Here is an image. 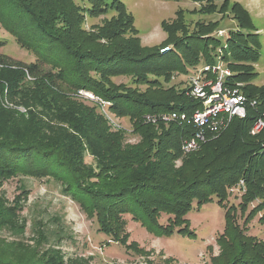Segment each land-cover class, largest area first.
Wrapping results in <instances>:
<instances>
[{
	"label": "trees",
	"instance_id": "obj_1",
	"mask_svg": "<svg viewBox=\"0 0 264 264\" xmlns=\"http://www.w3.org/2000/svg\"><path fill=\"white\" fill-rule=\"evenodd\" d=\"M107 1L88 0L90 16L103 15ZM111 1L125 17L128 31L122 24L120 26L119 18L93 25L90 31H86L81 27L84 16L73 0H6L9 13L12 9L14 13L11 11L12 18L8 23L1 17L0 21L17 40H23L22 34L33 40L35 55L48 66L58 69L59 82L70 90L92 93L110 104L109 110L113 115L128 118L132 134L138 137L137 142L126 144L119 132H108L109 127L100 115L94 125L88 122L86 127L80 120L73 121L67 115L61 122L68 130L61 127L57 130L71 138L69 133L75 134V138L59 139L58 143L55 138L33 137L31 118L26 121L25 132L16 130L17 124L22 122L20 119L13 122L0 119V188L4 181L18 176L38 180L52 178L60 184L63 194L73 197L77 192L78 196L80 187L84 188L83 184L79 185V178L84 171L93 170L89 167L91 165L82 164V157L88 153L93 157L97 179L103 175L102 180L107 178L119 187L116 190L113 187L116 192L107 189L103 193L84 195V198L96 196L111 210L131 214L149 233L167 236L166 231L158 230L162 227L158 222L162 214L174 220L181 219L187 225L186 216L193 208L192 203L195 201L201 205L215 196L225 211L224 231L217 243L222 252L235 250L226 264H264V241L251 240L244 234L235 216L220 203L227 190L242 181V202L246 204L259 200L264 208V129L254 135L250 133L257 118H264V86L252 83L256 73L251 68V62L258 59L257 54L253 55L251 50L236 41L228 43L234 59L233 63H227L232 73L231 82L243 84L241 91L248 98L258 101L257 108H247L244 119L234 118L220 139L217 136L209 138L197 150L182 154L181 142L192 134V127L159 120L154 124L146 123L143 117L147 114L193 111L195 105L186 95V90L166 89L156 77L167 78L173 72L181 73L185 65L198 61L200 55L206 62L204 37L192 38L188 35V38L171 41L175 25L163 21L160 26L166 34L165 40L160 45L143 48L131 14L120 0ZM56 21L60 25H56ZM168 47L167 51L160 52ZM16 66L17 73L23 69L35 77V65L25 67L17 63ZM90 73L98 75L100 80L93 79ZM117 76H131L135 84L145 85L147 90L127 93L114 91L109 85L106 87L109 79ZM35 83L42 90L41 106L50 101L52 107L66 108L60 104L61 94L50 91L46 95L43 88L47 87V83L43 79H37ZM48 84L55 91L54 81ZM15 88L21 91L20 95L10 89L8 97L21 98V101L32 105L40 100L30 96L33 89L25 92L17 85ZM36 94L38 91L34 92ZM1 113L5 112L0 110ZM57 114L59 117L66 116L61 111ZM6 115L11 117L13 113ZM35 129L42 134L41 125ZM74 150L77 152L72 154ZM70 154L79 156L81 173L75 174L76 171L70 170L69 165L73 163ZM179 157H183L182 163L175 168L173 163ZM14 200L9 204L0 198V231L6 230L12 235L19 227L17 213L20 210ZM259 222L264 225V212ZM59 250V247H35L33 250L30 247H5L0 240V264H62Z\"/></svg>",
	"mask_w": 264,
	"mask_h": 264
},
{
	"label": "rangeland",
	"instance_id": "obj_2",
	"mask_svg": "<svg viewBox=\"0 0 264 264\" xmlns=\"http://www.w3.org/2000/svg\"><path fill=\"white\" fill-rule=\"evenodd\" d=\"M120 1L133 17L141 47L150 48L161 44L165 34L160 28V23L164 21L175 25L171 41L201 35L204 37V44H207L205 48L207 64L226 68L227 63H233L234 60L229 52L228 43L236 41L251 50L253 55L257 54L258 59L251 62V68L256 73L252 83L264 86V0ZM73 2L84 16L81 27L86 31H90L93 25L118 18L120 26L122 24L124 30L128 31L129 25L124 24L125 17L120 15V9L111 0L107 1L106 12L97 17L90 16L88 0ZM7 6L6 0H0V17L6 23L12 18L11 11L14 13L13 9L9 13L10 8ZM55 24L60 25L59 21ZM22 36L23 40H17L0 21V110L5 112L0 114L1 121L13 122L14 119H20L22 122L17 124L16 130L25 132L26 121L31 118L34 127L31 128L33 137L42 135L48 139L55 138V142L58 143L59 139L75 138V134L69 133L71 138L65 135V132L57 130L59 127L68 130L61 122L66 117L70 116L73 121L80 120L82 126L86 127L88 122L94 125L100 115L109 127L108 132H119L126 144L132 145L137 142L138 137L132 134L128 118L113 115L109 110L110 104L94 97L92 93L81 90L92 95L84 96L78 93L79 90H70L59 82L58 69L40 61L35 55L33 40L25 34ZM203 59L200 55L198 61L185 65L181 73L173 72L167 78L158 76L156 79L166 89L185 90L195 70L206 64ZM17 63L25 67L35 65L37 68L35 77H31L23 69L17 73ZM89 75L100 80L94 73ZM37 79H43V82L47 83L48 88H43L46 95L50 91L56 92L57 95L61 94L59 96L64 99L62 98L60 104L65 106V109H59L60 106L52 107L50 101L41 106L42 90H39L35 83ZM49 81H54L55 91L49 87ZM16 85L25 92L33 89L30 96L40 100L32 105L21 101V98L8 97L10 89L20 95L21 91L15 88ZM108 85L114 91L127 93L133 91L143 93L147 90V86L135 84L131 76L112 77L106 87ZM36 91L38 94L34 95ZM53 109L57 111L54 112ZM60 111L66 116L59 117L57 112ZM6 112L13 113V116L9 117ZM39 125L42 134L35 129ZM226 131L227 129L221 131L217 137L220 139ZM75 151H72V154ZM71 157L73 163L69 165L70 170L76 171L75 174L81 173L82 166L78 165H81V162H78L79 156ZM182 160L183 157H179L173 163L174 167H179ZM82 164L91 165L89 167L93 170L84 171L83 176L79 178L81 181L79 185L83 184L84 188L79 186L78 196L77 192L73 197L63 194L60 184L52 178L38 180L18 176L4 181L0 188V198L9 204L15 199L17 202L15 206L20 207L17 213L19 227L16 234L12 235L6 230L0 231V240L4 242L5 247H30L31 250L35 247H59L61 257L59 259L62 264H226L234 255L235 250L222 252L217 243L224 231L225 211L219 206L215 196L201 205H197L195 201L192 203L193 208L186 216L188 226L181 219L174 220L167 214H162L158 220L162 227L158 230L166 231L168 235L155 236L139 221H135L131 214L111 210L96 196L84 198V195L103 193L113 187L116 190L119 186L107 181V178L102 180L103 175L97 179L98 172L94 168L93 157L90 154L85 153ZM243 192L239 183L238 186L227 190L220 203L235 216L234 219L238 227L244 229V234L251 237V240L262 242L264 225L259 222V217L264 208L259 200L243 203L241 200ZM77 200L87 203L82 204Z\"/></svg>",
	"mask_w": 264,
	"mask_h": 264
},
{
	"label": "built area",
	"instance_id": "obj_3",
	"mask_svg": "<svg viewBox=\"0 0 264 264\" xmlns=\"http://www.w3.org/2000/svg\"><path fill=\"white\" fill-rule=\"evenodd\" d=\"M168 48L160 52L167 51ZM232 73L226 67L215 64L202 66L195 70L186 86V95L195 105L193 111L147 114L143 117L146 123H177L192 127V134L181 142L182 154L197 150L201 144L214 138L228 128L234 118L244 119L247 108L256 109L258 101L248 98L242 91L243 84L231 82ZM84 96L91 94L78 92ZM264 129V118L258 117L251 129V135ZM243 182L240 181V190Z\"/></svg>",
	"mask_w": 264,
	"mask_h": 264
},
{
	"label": "crops",
	"instance_id": "obj_4",
	"mask_svg": "<svg viewBox=\"0 0 264 264\" xmlns=\"http://www.w3.org/2000/svg\"><path fill=\"white\" fill-rule=\"evenodd\" d=\"M160 25H161V23H160ZM160 28H161V26H160ZM163 31V30H162ZM165 34V33H164ZM165 38H166V34H165ZM165 38L162 40V42L165 40Z\"/></svg>",
	"mask_w": 264,
	"mask_h": 264
}]
</instances>
